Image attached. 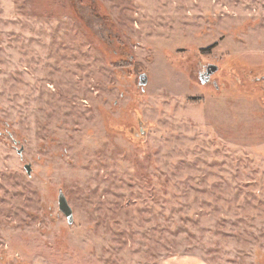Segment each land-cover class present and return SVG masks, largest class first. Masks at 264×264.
<instances>
[{
  "label": "rangeland",
  "instance_id": "374dc122",
  "mask_svg": "<svg viewBox=\"0 0 264 264\" xmlns=\"http://www.w3.org/2000/svg\"><path fill=\"white\" fill-rule=\"evenodd\" d=\"M0 264H264V0H0Z\"/></svg>",
  "mask_w": 264,
  "mask_h": 264
},
{
  "label": "water",
  "instance_id": "95a60500",
  "mask_svg": "<svg viewBox=\"0 0 264 264\" xmlns=\"http://www.w3.org/2000/svg\"><path fill=\"white\" fill-rule=\"evenodd\" d=\"M216 70H217V66L216 65H210V68L209 67L207 68L206 77L210 76ZM22 152H23V148L18 150V154L22 155ZM24 168L26 169V172L30 175L31 174V165L30 164H26L24 166ZM58 207H59V210L66 217L67 222L69 224H72L73 221H74L73 212H72L71 207L68 204V201H67L64 193L61 190L58 193Z\"/></svg>",
  "mask_w": 264,
  "mask_h": 264
},
{
  "label": "flooded vegetation",
  "instance_id": "af4514ba",
  "mask_svg": "<svg viewBox=\"0 0 264 264\" xmlns=\"http://www.w3.org/2000/svg\"><path fill=\"white\" fill-rule=\"evenodd\" d=\"M208 67L210 68V65L207 66V67L205 68L204 72H201V74H200V78L202 79L203 82L206 81V80L209 81V77H210V76H207V77H206V71H207V68H208ZM212 74H213V73H212ZM212 74H211V75H212Z\"/></svg>",
  "mask_w": 264,
  "mask_h": 264
}]
</instances>
